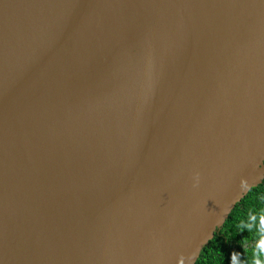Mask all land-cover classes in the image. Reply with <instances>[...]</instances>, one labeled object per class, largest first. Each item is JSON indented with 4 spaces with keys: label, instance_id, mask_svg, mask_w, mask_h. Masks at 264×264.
<instances>
[{
    "label": "water",
    "instance_id": "obj_1",
    "mask_svg": "<svg viewBox=\"0 0 264 264\" xmlns=\"http://www.w3.org/2000/svg\"><path fill=\"white\" fill-rule=\"evenodd\" d=\"M262 164L264 0H0V264H196Z\"/></svg>",
    "mask_w": 264,
    "mask_h": 264
},
{
    "label": "clouds",
    "instance_id": "obj_2",
    "mask_svg": "<svg viewBox=\"0 0 264 264\" xmlns=\"http://www.w3.org/2000/svg\"><path fill=\"white\" fill-rule=\"evenodd\" d=\"M264 166V164H262ZM200 183V173L196 172L194 174V184L193 187H198ZM252 196L258 198L261 202H264V183L254 187L251 192ZM230 226V222H226V227L221 229L226 238H231L233 233L228 232L227 228ZM248 229L250 235L256 233L257 239L254 246L250 250L248 247V238L240 241L244 248V253L233 251L231 254L230 264H264V210H262L258 215H251L250 222L242 220L237 225L238 231H243ZM212 243L217 244L216 237L212 238ZM242 256L244 257L242 259ZM225 255L223 251L218 247H207L204 252H202L199 257L197 264H223ZM182 264V262H181Z\"/></svg>",
    "mask_w": 264,
    "mask_h": 264
},
{
    "label": "trees",
    "instance_id": "obj_3",
    "mask_svg": "<svg viewBox=\"0 0 264 264\" xmlns=\"http://www.w3.org/2000/svg\"><path fill=\"white\" fill-rule=\"evenodd\" d=\"M262 183H264V180ZM252 189L242 198L241 201L236 204V206L231 211L228 219L226 220V222H230V226H228L227 230L228 232L233 233L231 238H226V236L221 233V229L226 227L225 222L224 225L216 232L215 237L217 240V244H213L211 239V241L207 245V247H218L223 251L225 255L223 264H230L231 254L233 251H237L242 254L244 253V248L240 243L241 240L248 238V247L251 250L255 244L256 239L258 238L256 233L250 235L248 229H244L243 231L237 230V225L242 220L250 222L251 215H258L262 210H264V202H261L258 198L251 195ZM205 248L202 250V252H204ZM243 258L244 257L242 256V259Z\"/></svg>",
    "mask_w": 264,
    "mask_h": 264
}]
</instances>
